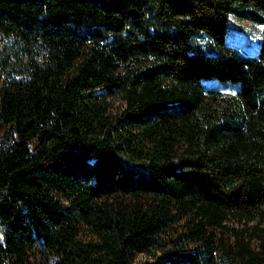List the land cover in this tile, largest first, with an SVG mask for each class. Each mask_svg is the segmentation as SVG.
I'll return each instance as SVG.
<instances>
[{"label":"trees","instance_id":"trees-1","mask_svg":"<svg viewBox=\"0 0 264 264\" xmlns=\"http://www.w3.org/2000/svg\"><path fill=\"white\" fill-rule=\"evenodd\" d=\"M256 25L264 0H0V264H264Z\"/></svg>","mask_w":264,"mask_h":264},{"label":"rangeland","instance_id":"rangeland-1","mask_svg":"<svg viewBox=\"0 0 264 264\" xmlns=\"http://www.w3.org/2000/svg\"><path fill=\"white\" fill-rule=\"evenodd\" d=\"M254 28H256L257 30H261L264 28V26H253ZM228 95V93H225L223 96ZM226 98V96L224 97ZM107 103H108V109L111 113H117L119 111H121L124 108V101L122 100L121 96L119 94H114L112 96L107 97ZM3 135V130L0 127V139ZM179 226V225H178ZM177 226V227H178ZM229 227L232 228H236V229H242L244 227H246V225L244 224V222H238L236 220H233L229 223ZM228 233V232H227ZM230 234L228 233L227 236H229ZM2 237V232L0 229V239ZM148 257L144 254H138L136 257L137 261H143L146 260ZM54 257L53 256H46L44 254H42V252L37 251L35 257L32 259V264H54Z\"/></svg>","mask_w":264,"mask_h":264}]
</instances>
